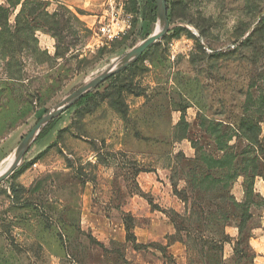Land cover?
I'll use <instances>...</instances> for the list:
<instances>
[{"label":"rangeland","instance_id":"obj_1","mask_svg":"<svg viewBox=\"0 0 264 264\" xmlns=\"http://www.w3.org/2000/svg\"><path fill=\"white\" fill-rule=\"evenodd\" d=\"M113 1L100 44L108 0H0V173L162 28ZM165 2L0 182V264H264V0Z\"/></svg>","mask_w":264,"mask_h":264},{"label":"water","instance_id":"obj_2","mask_svg":"<svg viewBox=\"0 0 264 264\" xmlns=\"http://www.w3.org/2000/svg\"><path fill=\"white\" fill-rule=\"evenodd\" d=\"M156 5V14L157 19L162 18L164 22V27L160 31H155L151 35L147 36L145 39L140 41L137 45H135L125 56L128 57V60L123 64L119 65L118 67L113 68L111 66L103 73L97 75L90 83L82 86L68 101L63 102L56 106L54 109L49 111L46 115L40 118L36 124L29 130V132L22 138L21 142L17 147V151L20 152V160L24 150L27 148L29 143L36 137L40 129L52 118L59 115L65 109H67L72 103H74L79 97L84 95L87 91L94 89L99 83L106 80L112 74L129 64L130 62L134 61L138 56L154 41L160 38L168 29V17H167V5L165 0H154ZM20 160L9 166L6 170L0 173V182H2L15 168V166L20 162Z\"/></svg>","mask_w":264,"mask_h":264},{"label":"built area","instance_id":"obj_3","mask_svg":"<svg viewBox=\"0 0 264 264\" xmlns=\"http://www.w3.org/2000/svg\"><path fill=\"white\" fill-rule=\"evenodd\" d=\"M105 16L107 19L100 21L95 31L100 44H103L104 41L108 42L118 38L129 27L130 17L125 13L121 3L114 4L113 0H108ZM120 22L124 23V25L121 26Z\"/></svg>","mask_w":264,"mask_h":264},{"label":"trees","instance_id":"obj_4","mask_svg":"<svg viewBox=\"0 0 264 264\" xmlns=\"http://www.w3.org/2000/svg\"><path fill=\"white\" fill-rule=\"evenodd\" d=\"M168 8V7H167ZM141 18L142 20L148 21V22H156L157 20V14H156V5H155V1L154 0H144L143 6L141 8ZM113 76V74L108 78L110 79ZM107 79V80H108ZM97 91V88L94 89L91 92H87L84 95H82L81 97H79L73 105H77L80 104L85 98L86 96L95 93ZM55 120V117L52 118L50 121H48L38 132V134L36 135V137L34 138V140H37L41 137H43L44 135H46L48 133V131L51 129L53 122ZM248 139L251 140H255L252 137H248ZM13 191H16V187H12Z\"/></svg>","mask_w":264,"mask_h":264},{"label":"bare ground","instance_id":"obj_5","mask_svg":"<svg viewBox=\"0 0 264 264\" xmlns=\"http://www.w3.org/2000/svg\"><path fill=\"white\" fill-rule=\"evenodd\" d=\"M159 19H162V18H159ZM159 19H158V20H159ZM163 27H164V24H163V26H162V28H161L160 30H162ZM160 30H159V31H160ZM126 57H127V56H125L124 58H126ZM124 58H123V59H124ZM127 58H128V57H127ZM127 60H128V59H127ZM127 60H124L123 62L119 63L116 67H118L119 65L123 64V63L126 62ZM114 66H115V65H114ZM114 66H113V68H114ZM19 160H20V152L18 151V152H17V156H16L15 161H14L13 164L17 163ZM13 164H12V165H13Z\"/></svg>","mask_w":264,"mask_h":264}]
</instances>
